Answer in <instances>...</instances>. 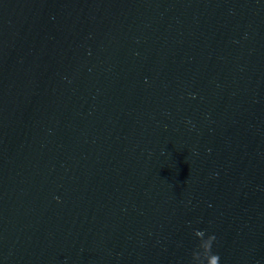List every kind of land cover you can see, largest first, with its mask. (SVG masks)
Segmentation results:
<instances>
[{"label": "water", "instance_id": "water-1", "mask_svg": "<svg viewBox=\"0 0 264 264\" xmlns=\"http://www.w3.org/2000/svg\"><path fill=\"white\" fill-rule=\"evenodd\" d=\"M264 264V0H0V264Z\"/></svg>", "mask_w": 264, "mask_h": 264}, {"label": "clouds", "instance_id": "clouds-1", "mask_svg": "<svg viewBox=\"0 0 264 264\" xmlns=\"http://www.w3.org/2000/svg\"><path fill=\"white\" fill-rule=\"evenodd\" d=\"M193 235L199 240L197 249L191 253V264H220V256L213 252L216 242L215 234H208L206 230L195 229Z\"/></svg>", "mask_w": 264, "mask_h": 264}]
</instances>
